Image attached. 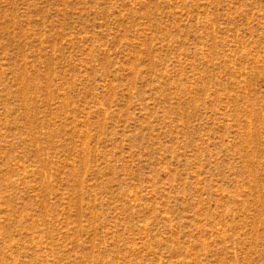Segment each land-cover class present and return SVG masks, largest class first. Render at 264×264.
<instances>
[{"label":"rangeland","instance_id":"rangeland-1","mask_svg":"<svg viewBox=\"0 0 264 264\" xmlns=\"http://www.w3.org/2000/svg\"><path fill=\"white\" fill-rule=\"evenodd\" d=\"M0 264H264V0H0Z\"/></svg>","mask_w":264,"mask_h":264}]
</instances>
